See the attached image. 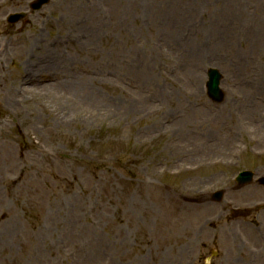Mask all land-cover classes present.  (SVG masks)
I'll return each instance as SVG.
<instances>
[{
  "label": "rangeland",
  "instance_id": "1",
  "mask_svg": "<svg viewBox=\"0 0 264 264\" xmlns=\"http://www.w3.org/2000/svg\"><path fill=\"white\" fill-rule=\"evenodd\" d=\"M33 1L0 0V264L237 259L220 235L231 225L214 232L217 210L181 199L264 174L252 155L264 152V0H51L32 12ZM211 68L221 104L207 95ZM224 135L236 140L226 153Z\"/></svg>",
  "mask_w": 264,
  "mask_h": 264
},
{
  "label": "bare ground",
  "instance_id": "2",
  "mask_svg": "<svg viewBox=\"0 0 264 264\" xmlns=\"http://www.w3.org/2000/svg\"><path fill=\"white\" fill-rule=\"evenodd\" d=\"M90 41H94V38L90 37ZM37 42H39V41L36 40L35 43H37ZM82 43H83V41L78 42V44H82ZM29 63H30V62H29ZM29 63H28V64H29ZM57 64H59V60H56V58H55V60H54V57H53V65H57ZM41 65H44V63H42ZM84 79H85V78H84ZM87 80H88V79H87ZM60 84H61V83L54 84L53 87H55V85H56V86H57V89L60 90L61 92H64V91H66L68 88H70V87L73 86V85L70 84V83L62 84L61 86H59ZM44 86H45V85H44ZM48 86H51V85H48ZM74 86H82V84L79 83V82H76V83H74ZM43 88H44L43 86H39V87H37V89H43ZM85 100H87V102H88V103H86V104L89 105V106H91V104H89L90 101H89L88 99H85ZM8 101H11V100H8ZM7 104H8L10 107H12L11 104H10L9 102H7ZM128 107H129V108H133L134 105L129 103ZM195 111H196V110H195ZM202 111H203V112H206V111H204V110L199 109V110H197V112H195V113L198 114V112H202ZM209 115H210V114H209ZM225 118H226V117H223L222 119H225ZM194 121H195V120L193 119L192 114H190L189 116L185 117L183 121L180 122V125L177 124V125H176V128H177V129H182V126H183V124H184L185 122H188V123H190V124H193ZM227 125H229V124H227ZM235 142H236V140H235V138L232 137V136L224 135L223 137H221V140H220V146H221V148H222V149H220L221 152H223V153L228 152V149L231 148V147H233V146L235 145Z\"/></svg>",
  "mask_w": 264,
  "mask_h": 264
},
{
  "label": "water",
  "instance_id": "3",
  "mask_svg": "<svg viewBox=\"0 0 264 264\" xmlns=\"http://www.w3.org/2000/svg\"><path fill=\"white\" fill-rule=\"evenodd\" d=\"M212 74H211V82H210V86L213 87V89H216L215 91H218L219 92V88H218V80H219V77L218 75L214 72V71H211ZM213 98H216L217 95H212Z\"/></svg>",
  "mask_w": 264,
  "mask_h": 264
}]
</instances>
